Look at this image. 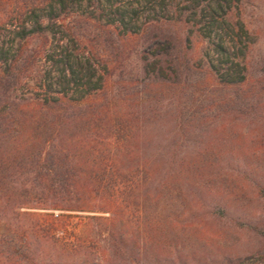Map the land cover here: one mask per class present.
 I'll list each match as a JSON object with an SVG mask.
<instances>
[{"label":"trees","instance_id":"trees-1","mask_svg":"<svg viewBox=\"0 0 264 264\" xmlns=\"http://www.w3.org/2000/svg\"><path fill=\"white\" fill-rule=\"evenodd\" d=\"M241 2L39 0L10 19L0 14V264L53 258L47 244L77 252L67 226L74 212L110 214L88 218L104 223L98 234L107 232L113 245L124 244L117 198L130 199L173 168L200 173V162H187L183 149L197 131L217 134L210 130L217 121L241 146L264 152V69L251 59L246 24L231 17ZM78 10L98 37L145 36L142 80L113 88L116 68L96 43H82L73 21ZM31 81V95H17ZM161 125L173 133L164 146L157 142L166 135L153 129ZM193 153L199 159L200 151ZM254 185L264 200V182ZM213 208L223 218L230 205L217 201ZM229 264H264V255Z\"/></svg>","mask_w":264,"mask_h":264},{"label":"rangeland","instance_id":"rangeland-1","mask_svg":"<svg viewBox=\"0 0 264 264\" xmlns=\"http://www.w3.org/2000/svg\"><path fill=\"white\" fill-rule=\"evenodd\" d=\"M35 1L39 0H0V14L10 19L17 16V11H22L26 4ZM82 16L78 10L73 19L78 36L82 43H96V47L109 57L111 66L116 68L113 88H118L120 80H142L139 54L145 36H128L123 40L116 37L111 40L103 35L98 37L97 26L80 21ZM231 17L240 18L246 24L253 39L251 59L255 67L264 69V0H242ZM174 31L170 28L166 33L174 34ZM194 38V50L201 53L204 46ZM33 89L34 82L31 81L17 95L29 96ZM160 112L167 116L169 110ZM220 125L217 121L210 129H218L217 134L197 131L189 135L190 140L183 149V154L190 153L187 162H200V173L177 175L173 168L171 176L165 180L161 177L149 180L147 185L134 192L131 200L119 195L117 200L122 208L117 213L119 221L116 224L126 234L124 244L113 245L107 232L98 234V225L104 223L88 218L93 215L108 218L110 214L74 212L67 226L69 233L77 235L72 236L71 241L79 250L69 253L63 251L65 245L59 244L55 248L47 244L43 248L48 252L53 247L55 255L53 258H37L34 264H84L87 259L100 264H229L239 257L264 255V200L257 195L254 185L264 182V152H255L247 142H242L244 146H241L240 139L236 140L237 134L231 135V129H222ZM153 129L154 134L160 135L157 137L166 135L163 143L162 140L157 142L161 146L167 144L173 135L169 126ZM207 135L211 138L207 139ZM208 144L211 148L205 154ZM195 151H200L199 159L195 158ZM203 156L214 166L208 167L209 162ZM163 183L164 188L161 187ZM149 184L150 191L146 192ZM134 198L136 201L132 200ZM217 201L229 203L226 217L215 214L213 205ZM35 211L41 215L51 212ZM248 222L253 223L251 228L245 225ZM59 237H64V233Z\"/></svg>","mask_w":264,"mask_h":264}]
</instances>
